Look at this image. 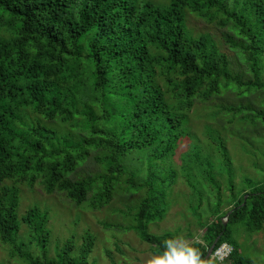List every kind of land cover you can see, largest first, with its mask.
<instances>
[{
  "label": "trees",
  "instance_id": "16d2710c",
  "mask_svg": "<svg viewBox=\"0 0 264 264\" xmlns=\"http://www.w3.org/2000/svg\"><path fill=\"white\" fill-rule=\"evenodd\" d=\"M194 17L215 26L221 38L192 28ZM225 49L245 57L253 79L244 80ZM263 68L264 0H0V239L12 248V258L89 264L94 251L95 237L88 233L79 257L73 239L49 257V211L35 206L19 214L20 186L37 184L76 206L91 201L95 210L118 194L147 188L135 207V229L162 252L175 234L156 236L148 227L165 218L177 179L172 159L191 140L188 124L196 103L263 92ZM217 107L211 116L234 112L247 122L264 113L244 103ZM207 129L231 175L224 139ZM201 156L195 145L183 155L182 172L200 197L199 209L194 170L218 192L211 218L201 223L203 242L194 244L204 264L221 233L217 247L228 243L232 225L263 229L264 184L237 197L231 180L233 199L224 210L214 166ZM24 227L43 260L20 241ZM229 244L231 264H258L238 244Z\"/></svg>",
  "mask_w": 264,
  "mask_h": 264
},
{
  "label": "rangeland",
  "instance_id": "374dc122",
  "mask_svg": "<svg viewBox=\"0 0 264 264\" xmlns=\"http://www.w3.org/2000/svg\"><path fill=\"white\" fill-rule=\"evenodd\" d=\"M192 28L199 32H210L216 38H221L215 26L202 23L195 17L192 18ZM225 52L230 54L234 68L239 74L244 75L245 81L253 79L245 57L237 56L229 49H225ZM261 70L264 76V68ZM238 97L230 93L225 95L224 99L216 98L206 104L200 101L196 103L188 124L191 140L181 144L176 156L172 159V168L177 173V179L168 193L165 218L149 225L150 234L163 236L174 233V238L179 237L190 241L193 245L203 242L204 228L201 223L211 218L210 209L217 204L218 192L201 178V172L198 175L194 170L195 181H193L197 182V188L202 193V205L199 209L200 197L191 188L189 177L182 172L183 155L191 152L195 145L201 149V158L204 159V163L207 164L211 160L214 166L216 180L220 183L224 194L222 206L224 210L230 208L228 203L233 199L232 193L238 197L244 191H252L255 187L264 184V113H261L256 122L252 119L248 122L244 121L240 119L244 115L240 116L227 111H223L217 117L211 116L213 112L220 110L217 107L220 103L235 107H239L241 103L256 105L261 112H264V91H248L243 98ZM207 127L216 130L224 139L231 158V175L226 173L227 167L224 165L217 145L210 141ZM144 179L145 177H142L139 181L143 182ZM231 180L234 184L232 193ZM20 189L19 214L21 216L35 206L43 211H49V226L52 231L49 244L50 258H55L58 248L65 246L71 239L76 245L74 255L79 257L88 233H92L95 237V247L90 255L89 264H148V261L157 254L151 244L140 238L135 229L138 212L135 207L147 197V188L131 196L118 194L109 206L101 210L93 209L91 201L76 206L64 195H48L40 184L34 188L22 185ZM231 232L228 243L233 241L241 247L243 255L258 264H264V227L258 231H249L245 224L239 222L231 226ZM20 241L29 243L34 256L43 260L36 245L30 244V234L25 227L20 234ZM11 249L0 239V264H24L18 258H12ZM211 264L219 263L211 262ZM222 264H231V262Z\"/></svg>",
  "mask_w": 264,
  "mask_h": 264
},
{
  "label": "clouds",
  "instance_id": "9594fccd",
  "mask_svg": "<svg viewBox=\"0 0 264 264\" xmlns=\"http://www.w3.org/2000/svg\"><path fill=\"white\" fill-rule=\"evenodd\" d=\"M148 264H203L200 251L190 241L179 237L165 241L164 250L155 254Z\"/></svg>",
  "mask_w": 264,
  "mask_h": 264
},
{
  "label": "built area",
  "instance_id": "2783aa9c",
  "mask_svg": "<svg viewBox=\"0 0 264 264\" xmlns=\"http://www.w3.org/2000/svg\"><path fill=\"white\" fill-rule=\"evenodd\" d=\"M234 252V247L229 243H224L217 247L211 255V261L214 263H225Z\"/></svg>",
  "mask_w": 264,
  "mask_h": 264
},
{
  "label": "water",
  "instance_id": "95a60500",
  "mask_svg": "<svg viewBox=\"0 0 264 264\" xmlns=\"http://www.w3.org/2000/svg\"><path fill=\"white\" fill-rule=\"evenodd\" d=\"M249 195H246L245 196V202L242 206H244L247 202V199H248ZM231 215V212L227 215V217L224 219V226L227 227V224H228V221H229V217ZM224 235V232L220 234V236L215 240L214 244L212 245V247L208 250L207 252V255H206V258H205V262L204 264H208L209 261L211 260V255L212 253L214 252V250L216 249L218 243L220 242L222 236Z\"/></svg>",
  "mask_w": 264,
  "mask_h": 264
}]
</instances>
